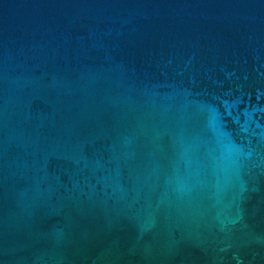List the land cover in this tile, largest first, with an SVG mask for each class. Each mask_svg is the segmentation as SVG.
<instances>
[{
    "label": "water",
    "instance_id": "1",
    "mask_svg": "<svg viewBox=\"0 0 264 264\" xmlns=\"http://www.w3.org/2000/svg\"><path fill=\"white\" fill-rule=\"evenodd\" d=\"M0 264H264V0H0Z\"/></svg>",
    "mask_w": 264,
    "mask_h": 264
}]
</instances>
